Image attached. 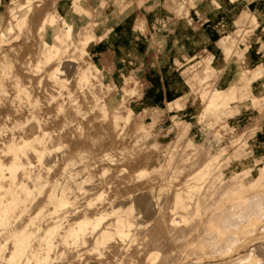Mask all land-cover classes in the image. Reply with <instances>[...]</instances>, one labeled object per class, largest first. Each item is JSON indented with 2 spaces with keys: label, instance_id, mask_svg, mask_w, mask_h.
Instances as JSON below:
<instances>
[{
  "label": "rangeland",
  "instance_id": "rangeland-1",
  "mask_svg": "<svg viewBox=\"0 0 264 264\" xmlns=\"http://www.w3.org/2000/svg\"><path fill=\"white\" fill-rule=\"evenodd\" d=\"M71 1L32 0L23 30L13 28L0 42V61L8 57L12 62L8 72L0 71V96H7L16 106L19 103L23 105L24 113L16 120L26 119L32 114L42 119L44 129L54 133L49 146L67 144L58 165L50 170L46 166L40 169L43 177L48 179L46 191L34 205H30L20 225L30 222L33 217L35 225L42 228L53 221L49 213L55 208V200L49 197V192L53 189L57 193L69 173H75L78 181L90 189L82 194L77 191L76 182H71L74 205L82 209L78 216L86 208L88 199L101 191L105 192V199L89 209L91 214L109 211L112 205L120 202L121 195L130 192L139 194V197L150 191L163 194L164 205L169 208L173 191L183 187L202 166L205 169L198 180L204 186L202 192H216L218 198H222L233 185H240L242 193L252 195L255 188L246 185L248 177L254 176L264 185V87L259 81L247 83L248 78L253 79L262 62L251 47L243 45L249 43L248 37L228 47L234 49L235 57L226 54V48L223 61L217 65L223 66L224 85L234 79L238 82L224 90V98L215 108H206L205 98L200 105L197 104L204 113H210L204 122H214L212 125L203 123L197 132H191L185 126L183 114L171 118L145 115L155 109L149 102L141 104L147 90L139 82L126 85L127 75L132 74L134 78L137 73L139 76V38L127 36L132 29L135 12L129 0H113L118 1V5L115 11L107 13L100 0L95 3L88 0L93 18L84 26L81 36L92 37L93 47L90 52L81 53L79 40L73 37L72 41L77 46L73 56L78 62L63 63V85L48 77L54 63L36 66L44 42L50 41L49 34L40 31V23L48 13L54 12L58 24H62L63 14L57 6ZM27 5L26 0H0V31L5 29L19 8ZM97 11L103 13L98 24L93 21ZM263 22L264 18L260 23ZM242 24H247V20ZM259 44L263 50V39ZM248 66L251 71L243 72ZM17 80L26 87L31 103L26 94L17 96ZM211 90L208 88L205 95ZM232 92L238 94V100L247 99L249 102L238 107L227 103L226 98ZM2 102L4 104L6 100L0 99V128L12 126L16 121L6 119L9 109ZM73 102L75 106L71 105ZM223 109L228 113L215 121ZM116 110L120 117L114 122L112 115ZM46 115L50 116L49 119ZM62 126L67 128L66 132L55 134ZM77 130H81V137L77 136ZM35 132V125H31L22 135L31 136ZM3 145L0 142V149ZM30 156L36 163V157ZM228 156L230 160L225 161ZM72 157L73 162L67 164ZM112 157L116 159L114 163ZM1 159L4 163L10 160L6 156H1ZM86 167V171L83 170ZM88 172L92 178H87ZM18 177L21 178V174ZM9 182L3 181L4 184ZM93 183L97 184L96 189H91ZM142 204L143 200L139 199V206ZM33 241L37 238L34 237Z\"/></svg>",
  "mask_w": 264,
  "mask_h": 264
},
{
  "label": "bare ground",
  "instance_id": "bare-ground-1",
  "mask_svg": "<svg viewBox=\"0 0 264 264\" xmlns=\"http://www.w3.org/2000/svg\"><path fill=\"white\" fill-rule=\"evenodd\" d=\"M26 2L28 5L19 8L0 31V42L13 28L21 31L25 27L32 0ZM100 3L106 13L115 11L118 5V1L113 0H100ZM57 9L63 14L62 24H58L54 12L48 13L40 23V31L48 33L50 41L44 42L36 66L54 63L48 77L63 85V63L78 62L73 56L77 47L73 37L79 40L81 53L90 52L93 47L92 37L81 36L84 26L93 18V12L88 0L60 3ZM102 15L97 11L93 21L98 24ZM224 24L230 26L231 22L225 18ZM225 53L235 57L232 48H227ZM221 61L223 57L217 54L215 64ZM11 67L8 57L0 61L1 73L8 72ZM250 71L248 66L243 72ZM257 81L264 87V61L247 83ZM16 87L17 96L24 93L31 103L29 92L19 80ZM182 88L191 92L188 85ZM207 92L205 90L196 103L200 105L205 98L206 108L213 109L224 98V89H214L205 95ZM0 99L6 100L2 104L9 109L7 120H16L24 113L22 104L16 106L7 96H0ZM226 101L236 107L249 102L247 99L236 101L234 92ZM71 105L75 106V102ZM227 113L226 109L221 110L215 121ZM49 117L46 115V119ZM119 117L116 110L113 121L117 122ZM213 122L204 123L212 125ZM31 125H35L36 132L23 136ZM66 130L62 126L55 134H63ZM76 133L81 137V130ZM53 136L54 133L44 129L42 119L35 114L0 128V142L4 144L0 149V264H264V185L254 176L248 177L246 185L255 188L252 195L242 193L240 185H233L218 198L216 192H202L204 186L198 180L205 166L195 171L183 187L173 191L169 208L164 205L163 194L150 191L139 197L130 192L121 195L120 202L112 205L109 211L91 214L89 209L105 199V192L101 191L88 199L81 216L78 214L82 209L74 205L76 201L71 196V182H76V189L82 194L90 189L78 181L75 173H69L57 193L53 189L49 192V197L55 200V208L49 213L53 221L42 228L35 225L33 217L30 222L20 225L30 205L46 191L48 179L43 177L40 169L44 166L53 169L67 148L66 143L49 146ZM30 155L36 157V163L31 161ZM1 156L9 157V162L4 163ZM48 159L51 160L48 162ZM73 160V157L69 158L67 164ZM228 160L229 156L225 161ZM111 161L114 163L116 159L112 157ZM262 170L264 172V168ZM20 174L21 178L18 177ZM87 178H92L89 172ZM5 180L10 181L9 184H4ZM93 185L91 189H96L97 184ZM139 199L143 200L140 206ZM34 237L37 241H33Z\"/></svg>",
  "mask_w": 264,
  "mask_h": 264
},
{
  "label": "crops",
  "instance_id": "crops-1",
  "mask_svg": "<svg viewBox=\"0 0 264 264\" xmlns=\"http://www.w3.org/2000/svg\"><path fill=\"white\" fill-rule=\"evenodd\" d=\"M129 5L135 12L127 36L139 38V76L127 75L126 85L139 82L145 87L147 96L141 104L155 107L144 113L147 116L183 114L185 126L197 132L203 116L210 114L197 106L202 93L208 88H232L238 82L234 79L224 85L223 66L215 64L217 54L223 57L226 48L248 37L249 43L243 45L264 61L259 44L264 41V22L260 23L264 0H129ZM225 18L230 26L224 24ZM183 85L191 92L183 91Z\"/></svg>",
  "mask_w": 264,
  "mask_h": 264
}]
</instances>
